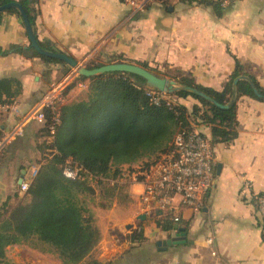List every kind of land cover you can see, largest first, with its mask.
Segmentation results:
<instances>
[{
    "label": "crops",
    "instance_id": "0c3cea01",
    "mask_svg": "<svg viewBox=\"0 0 264 264\" xmlns=\"http://www.w3.org/2000/svg\"><path fill=\"white\" fill-rule=\"evenodd\" d=\"M32 5L37 39L82 65L132 62L166 71L168 78L173 70L222 91L238 60L264 88V0H241L227 8L203 0H176L154 3L142 12L120 0H36ZM2 12L0 50L12 44L28 48L22 17ZM65 68L37 56L0 54V77L16 76L22 82L14 102L0 106V134L38 109L50 83L58 81L63 88L76 80V70ZM79 85L66 94L67 100L75 97ZM178 102L189 108L198 104L192 97ZM237 120L238 137L213 144L212 188L197 209L181 206L180 221L170 219L169 228L160 224L167 213L152 215L142 201L146 175L141 166L123 172L128 200H116L108 209L94 208L101 238L83 264H264V233L253 197L264 195V100L241 96ZM40 129L39 123L27 122L24 135L3 154L8 150L11 158L29 162L24 156L36 155L37 149L26 142H41ZM197 129L212 137L210 126ZM245 180L252 183V191L243 190ZM178 234L176 243L159 244Z\"/></svg>",
    "mask_w": 264,
    "mask_h": 264
},
{
    "label": "trees",
    "instance_id": "16d2710c",
    "mask_svg": "<svg viewBox=\"0 0 264 264\" xmlns=\"http://www.w3.org/2000/svg\"><path fill=\"white\" fill-rule=\"evenodd\" d=\"M13 1L24 7L33 26L36 12L32 3L36 0H0V5ZM6 11L20 15L15 8ZM41 45L54 50L44 43ZM10 52L37 56L46 62H61L39 54L32 46L12 44L0 50L1 55ZM101 65L93 64L90 68ZM237 78L241 79L235 84ZM80 79H90L87 96L60 106V123L51 144L52 151L44 154L29 188L16 204L4 203L0 208V264H24L7 258V248L15 244H29L41 252L55 254L63 264L82 263L101 238L94 208L108 209L116 200H128L127 186L119 181L124 165L146 159L140 167L146 175L163 154L172 150L178 132L193 130L199 125L211 127L212 145L231 143L238 137L239 98L247 95L264 100V88L255 76L244 71V65L238 60L222 91L197 84L188 76L172 77L180 84L204 91L227 107L217 106L183 89L163 94L155 103L150 93L158 91L147 88L146 79L132 72L111 71ZM74 86L72 82L64 93ZM254 87L261 97L255 94ZM21 92L22 82L18 77H0V106L12 104ZM188 97L200 103L189 108L178 102L179 98ZM46 117L40 129L43 138L48 134L52 113L47 111ZM68 166L78 169L75 178L65 175ZM90 195L96 196L95 204ZM160 224L165 228L172 226L168 216Z\"/></svg>",
    "mask_w": 264,
    "mask_h": 264
},
{
    "label": "built area",
    "instance_id": "2783aa9c",
    "mask_svg": "<svg viewBox=\"0 0 264 264\" xmlns=\"http://www.w3.org/2000/svg\"><path fill=\"white\" fill-rule=\"evenodd\" d=\"M127 4L132 10L142 12L154 3L172 2L176 0H120ZM227 8L241 0H209ZM65 87L59 83H53L43 93L38 109L16 122L7 131L0 134V156L5 148L25 133L27 122H37L45 125L47 111L52 113L51 122L48 124V134L44 137L47 150L52 151L56 128L60 123L59 108L65 103ZM155 103L163 97L162 92L152 91L150 93ZM51 147V148H50ZM76 168V167H75ZM38 169V168H37ZM34 168L25 174L20 190L25 192L37 173ZM78 171V170H77ZM77 171L70 167L64 173L69 178H75ZM215 178L214 152L210 139L200 130H183L176 134L173 148L170 152L163 154L161 159L153 164L146 174L142 201L148 206V212L156 215L160 212L174 221L181 219V206H190L195 209L199 207L201 198L212 188ZM252 183L248 180L243 182V190L252 191ZM180 202L175 203L176 197ZM255 208L261 222V230L264 233V195L254 194Z\"/></svg>",
    "mask_w": 264,
    "mask_h": 264
},
{
    "label": "rangeland",
    "instance_id": "374dc122",
    "mask_svg": "<svg viewBox=\"0 0 264 264\" xmlns=\"http://www.w3.org/2000/svg\"><path fill=\"white\" fill-rule=\"evenodd\" d=\"M97 63H100V62H93V63L91 62L90 64L89 63L86 64V66L90 67V65L97 64ZM65 70H70V67H67V69L65 68ZM163 70H166V69H163ZM170 72H169V74L176 75L175 71L171 70ZM62 73H64V72H62ZM62 73H60V74H62ZM159 73H162V76L166 77L165 76L166 71L159 72ZM174 75L172 77H174ZM77 76L78 77L76 78V80H73V81L69 82L67 85H65V89L72 82H75L74 87H76L77 85L80 84L79 85L80 90L77 92V94L75 95L74 98H72V99L69 98V100H67V98H65L66 99L65 103L84 99L88 94V87L90 84V79L81 80L80 79L81 76H79V75H77ZM53 82H55V80ZM56 83H59V82L57 81ZM50 85H51V83H50ZM86 86H87V88H86ZM196 101L198 103H200L198 100H196ZM35 134H36V132H35ZM39 134L42 137L41 142H39L38 139L36 140L35 144L34 143L32 144V140L26 142L27 144L35 146V148L37 149L36 155H34L33 152H31L29 155L24 156V157H29L30 163L27 162L26 158H23V157H21L20 160H18L17 158H11L12 156L10 155V152H8V150H7V152H4V154H2V156H0V208L2 207V205L4 203H9L10 205L16 204L18 199L24 194V192H22L20 190V185L18 183L20 171L22 169H25L22 167H27L26 169H28V172H30L34 168H36V169L39 168V166L43 162V159L45 158V157H43L44 154H47L49 152V150H47V148H46V143H44V138H43L41 132ZM25 152L28 153L29 150H26ZM30 156H32V157L30 158ZM145 160L146 159H144L142 161H145ZM142 161L133 163L132 165H124L122 167V172H127L128 170L131 171L133 168H139L140 166H143L144 163ZM68 167H71V166H68ZM71 169L76 170V171L78 170L77 168H74V167L73 168L71 167ZM119 181H120V183L125 184V182L122 179H120ZM90 197L92 198V204H95L96 203V196L90 195L89 198ZM6 255H7V258L9 260L16 262V263L63 264L57 255L41 252L37 249L32 248L29 244H15V245L9 246L7 248V254ZM80 264H83V262Z\"/></svg>",
    "mask_w": 264,
    "mask_h": 264
},
{
    "label": "water",
    "instance_id": "95a60500",
    "mask_svg": "<svg viewBox=\"0 0 264 264\" xmlns=\"http://www.w3.org/2000/svg\"><path fill=\"white\" fill-rule=\"evenodd\" d=\"M10 8H15L19 11V14L23 20L26 34L29 39V46L34 47L35 50L41 55L55 58L61 61V62H57V64H62L64 67L67 66L70 68H74L79 76H86L89 78L94 75H98V74L105 73V72H111V71L132 72V73L139 74L142 77H144L146 79L145 86L151 90H157L165 94H172L176 90L183 89L191 93H194L206 99L207 101L213 102L217 106H220V107L228 106V105L220 104L219 102L215 101L210 95H208L207 93H205L204 91L198 88L180 84L176 80L168 78V77L159 76L140 64L122 61V62H110V63L103 64L99 67L90 68V67H87L86 65L80 64L78 60H76L74 57L64 52L46 49L42 47L40 41L37 39L33 26L29 19V16L26 10L24 9V7L17 1H13L10 3L4 4V5H0V11H6ZM239 79L241 78H237L235 80V84L239 81ZM254 92L257 96L261 97V94L259 93L258 89L255 87H254ZM25 174H26V170L23 169L18 179L19 184L23 182ZM180 230L183 231V228H181ZM177 239H180L179 234L170 240L159 242V244H163L165 246L167 244L176 243V241H178Z\"/></svg>",
    "mask_w": 264,
    "mask_h": 264
}]
</instances>
